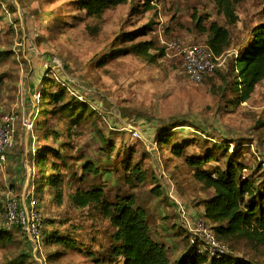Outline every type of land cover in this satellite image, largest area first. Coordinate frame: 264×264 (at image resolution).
I'll use <instances>...</instances> for the list:
<instances>
[{
	"label": "rangeland",
	"instance_id": "obj_1",
	"mask_svg": "<svg viewBox=\"0 0 264 264\" xmlns=\"http://www.w3.org/2000/svg\"><path fill=\"white\" fill-rule=\"evenodd\" d=\"M81 1L0 0V123L13 116L16 127L14 148L0 166V231L11 237L0 242V264H96L112 243L114 230L94 208L77 209L69 201L76 187L87 190L91 184H103L111 201L135 195L152 238L166 248L173 262L189 247L188 227L177 201L188 216L202 220L206 201L213 196V190L196 180L186 157L214 151L221 160L208 165L213 168L237 151L245 175L264 173L259 174L264 170V80L242 104H231L233 96L226 92V84L232 83L227 76L232 58L250 39L252 29L264 23V0L235 3L236 23L226 17L217 0H153L154 9L146 13L140 6L145 0H130L107 10L102 19L87 16L78 7ZM151 20L155 22L151 34L120 48L153 39L165 48V58L156 64L133 53L113 58L116 37L138 32ZM214 22L230 31V46L217 70L195 84L183 70L180 53L168 44H206ZM49 76L71 88L79 100L82 96L96 114L73 126L61 114L44 113L40 97ZM26 117L32 119L33 130L24 127ZM179 121L186 125L172 129ZM163 130L174 137L162 149L158 140ZM184 141V154L177 157L172 147ZM103 143L114 146V151L106 153ZM47 146L60 153L49 156L46 173L56 172L55 163L66 176L62 203L48 187L43 200L38 192L42 174L36 160ZM130 158L132 165L142 163L146 175L143 183L134 186L127 182L131 176L123 163ZM86 161L111 171L90 175L83 185L73 183ZM160 185L161 194H153ZM29 189L40 200L45 217L41 246L20 228L6 224L9 192L20 197ZM54 231L71 235L82 252L71 250L49 260L57 248H47L44 242ZM225 243L235 255L264 264V243L246 238ZM22 255L23 263L18 259Z\"/></svg>",
	"mask_w": 264,
	"mask_h": 264
},
{
	"label": "trees",
	"instance_id": "obj_2",
	"mask_svg": "<svg viewBox=\"0 0 264 264\" xmlns=\"http://www.w3.org/2000/svg\"><path fill=\"white\" fill-rule=\"evenodd\" d=\"M129 1L82 0L78 7L80 10L85 11L87 16L102 19L107 10L126 4ZM240 1L217 0L219 7L233 23L238 21L234 6L235 3ZM152 2L153 0H145V3L140 5L143 7L141 12L152 11L154 9ZM202 22L200 20L199 24ZM154 25V20H151L138 32L118 35L112 46L113 58H117L122 54L133 53L150 64H156L160 59L165 58V48L157 45V42L153 39L120 48L123 43L134 42L139 37L151 34ZM207 32L208 40L206 44L217 57H221L230 46V31L214 22L211 23ZM230 68L231 70L227 76L232 77V83L226 84V92L233 96L231 104L247 102L256 87L264 80V23L258 24L252 29L250 39L232 58ZM46 78L44 85L47 87L40 97L44 113L61 114L60 116L63 119H69L70 124L73 126L79 125L88 116L96 114V110L91 108L88 103H83V100L80 101L81 99L79 100L67 85L61 84L53 77ZM52 86H57V90L52 91ZM177 124L172 129L186 125L183 121H179ZM173 137L174 134L170 133L169 130L161 131L158 145L162 149L165 148ZM102 138V142L105 143L106 139L103 136ZM104 143V148L108 147V149H105L106 153L114 151V146ZM185 143L186 141L174 145L172 147L173 154L182 157L186 147ZM54 152L56 151L48 146L38 152L39 157L36 160V166L42 174L38 192L41 193L40 199L43 200L45 188L48 187L62 203L66 176L58 171V165L55 163L52 167L56 172L46 173V167L50 163L49 156ZM56 155L60 156V153L56 152ZM219 157L214 151L208 150L198 155L186 157L185 162L194 171L196 180L206 189L213 190V196L206 201L204 214L201 217L217 239L227 246L228 253L221 257H213L206 252L201 253L198 247L191 245V234L188 233L189 247L187 251L172 262L168 257L166 248L152 238L145 210L137 206L135 195L127 194L111 201L103 184H91L87 190L76 187L75 192L69 196V201L77 209L94 208L98 216L108 220L114 230L112 243L95 259L96 264H256L252 260L244 259L229 251V247L225 242L234 238H246L264 243V173L261 176L245 175L244 170L246 167L242 161L238 160L237 151L228 155L223 165L213 168L208 167L212 161H220L221 158ZM123 163L127 171L126 174L131 176L127 179V182L132 183L134 186L136 183L140 184L146 180L145 171L141 167L142 163L132 165L131 158L126 159ZM104 170L110 169L101 168L93 161H86L83 165L82 175L79 177L75 173L73 183L78 181L80 185H83L88 181L90 175L100 176ZM261 172H264V170L261 169L259 174ZM161 190L160 185V187L152 190V193L160 195ZM40 207L42 209L41 203ZM42 237L43 233L40 246ZM45 238L44 243L47 248H57L49 255L48 259L51 261L57 256H65L71 250H82L71 235H62L58 231H54ZM10 240L11 237L8 232L5 230L0 231V242ZM24 256L18 258L22 263L25 260Z\"/></svg>",
	"mask_w": 264,
	"mask_h": 264
},
{
	"label": "built area",
	"instance_id": "obj_3",
	"mask_svg": "<svg viewBox=\"0 0 264 264\" xmlns=\"http://www.w3.org/2000/svg\"><path fill=\"white\" fill-rule=\"evenodd\" d=\"M170 49L177 50L182 57V67L190 81L199 84L204 77L216 70L219 66L220 57H217L207 44L178 45L168 44ZM82 100L83 97L80 96ZM14 117H5L0 123V166L7 161V154L15 145L16 127ZM23 125L27 130H33L34 123L31 118L23 119ZM138 139H142L141 134L131 128ZM32 190L24 191L20 197L10 191L6 204V224L8 227L20 228L26 237L34 244H40V239L45 228V217L40 207L39 200L34 198ZM180 215L187 224L188 232L191 234L190 243L198 247L199 252H206L213 257H221L228 253V248L220 242L209 230L206 223L200 219H192L187 215L185 207L178 203Z\"/></svg>",
	"mask_w": 264,
	"mask_h": 264
}]
</instances>
